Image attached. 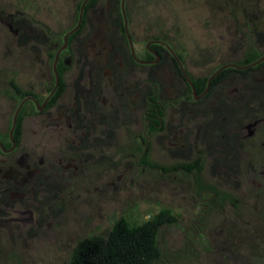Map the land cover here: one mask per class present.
<instances>
[{
  "label": "rangeland",
  "instance_id": "374dc122",
  "mask_svg": "<svg viewBox=\"0 0 264 264\" xmlns=\"http://www.w3.org/2000/svg\"><path fill=\"white\" fill-rule=\"evenodd\" d=\"M81 1L0 0V138L5 143L20 100L32 93L40 101L45 96L42 85L44 92L51 88L52 77L49 83L46 74L50 55L74 25ZM118 2L95 1L97 10L87 14L91 23L87 19L72 41L80 43L81 51L71 47L63 59L111 57L107 49L98 51L113 40ZM134 3L138 10L132 8ZM126 12L136 49L160 39L182 55L192 77L209 76L225 63L240 61L252 47L264 51V0H127ZM117 55L124 58L122 51ZM78 64L70 63L69 75L77 73ZM167 65L165 59L157 76L162 75L158 80L165 91L171 78ZM138 70L143 76L138 88L150 90L155 79L149 76L150 68ZM225 82L219 86L223 106L218 114L202 109V101L188 116L187 157H174L173 151L183 152L177 151L183 138L172 139L166 129L158 133L159 140L148 134L138 150L131 147L135 131L123 130L122 138L110 147L104 140L98 142L87 162L77 161L83 171L73 175L54 174L58 142L41 128L45 113L24 104L18 141L11 154H0V162L22 157L21 166L33 164L39 172L32 175L34 187L8 185L15 195L1 196L0 264H68L78 239L103 235L120 216L129 223H142L161 209L172 211L177 221L158 230L159 264H264V120L238 126V156L228 160L225 156L233 153L232 148L221 141L232 143V127L220 129L213 122L220 113L229 122L228 108L232 99L237 100L241 83ZM199 124L202 128L196 135ZM144 149L142 158L138 155ZM220 154L224 155L218 159ZM38 158L48 160L49 177L41 176L44 166L37 164ZM189 161L201 165L198 182L195 172L181 173L177 166ZM12 169L24 171L17 164ZM46 185L52 188L39 190Z\"/></svg>",
  "mask_w": 264,
  "mask_h": 264
},
{
  "label": "flooded vegetation",
  "instance_id": "af4514ba",
  "mask_svg": "<svg viewBox=\"0 0 264 264\" xmlns=\"http://www.w3.org/2000/svg\"><path fill=\"white\" fill-rule=\"evenodd\" d=\"M120 1L118 2L117 15L115 16L116 25L112 30V32L114 31L112 39L114 40V37H117L121 41L114 42L110 40L106 47L100 46L98 51V53H105L107 49V51H111V57L75 59L73 61L68 58L63 59L62 54L67 53L71 47L76 51H81L78 41L72 43L77 33L68 42V37L72 36L73 32L67 37L66 47L58 54L55 64L57 75V83L55 84L52 73V61L54 54L62 45V37L65 32L61 36V44L55 47L50 67L47 69L48 82L50 83L51 77L53 80L51 88L47 92H44V84L42 85L43 87L40 88V92L45 93V96L40 101H37L35 94L32 93H29L20 100L21 102L25 99L22 106L28 103L35 112L39 114L45 113L44 118L46 122L41 128L44 131H50L49 135L52 133L58 142L55 151L56 157L58 156L55 160L57 167L53 170L55 175L58 172L62 176L63 173L73 175L78 171H83L78 162H82V160L87 162L91 158L92 150L102 140H104L105 145H108V147L117 143L118 139L122 138L123 130L135 131L134 142L131 147L133 146L138 150L139 146L142 147L148 140L149 135L159 140L160 136L158 133L166 129L168 130L167 136L171 135L172 139H176L177 136L183 138V143L180 145L181 148L177 150L183 152L179 154L173 151L174 157L177 155L187 157L185 152L190 149L191 141V121L188 116L191 111H197L198 107H195V105L204 101L202 109L209 108V110L215 113H217L219 106H223L222 101H218L220 98L218 95L219 90L213 88L209 91L212 85L211 81L216 75L210 80L209 84L208 79L211 74L204 77H192L186 70L182 55L176 52L168 43L160 39L149 40L144 43L143 47L139 46L136 49L133 44L132 34L129 32L135 57L133 56L125 33ZM125 1L124 7L128 22L129 19L126 12L127 0ZM94 3H91V7L85 11L86 15L91 14L92 16L97 10L96 3ZM132 8L138 10V4L134 3ZM93 32L95 34L97 29ZM27 36L31 38L28 32ZM93 39L95 38L93 37ZM102 39L105 40V37L102 36ZM29 41L30 39H28ZM116 45L122 48L124 58L118 57L117 54L121 51L117 49ZM165 59L168 64L167 66L171 69V78L169 79V86L166 91L160 86V78H163L162 75L160 78H157L160 65ZM74 61L79 63L78 71L76 74L69 75L71 72L70 63ZM138 68H150L151 72H149V76H154L155 78L150 86V90L143 92L138 88V86L142 85L140 81L143 79ZM64 79L67 80L64 81ZM203 80L205 82L204 86L200 88L199 86ZM194 81H197L198 89H196ZM65 82L67 83L66 85ZM236 103V99H232L231 122H228L221 113L219 114L221 116L219 120L213 122V125L220 127V129H224L227 124L232 127V143L221 141L224 147L230 146L232 148L233 153H227L225 156L226 158L227 155L229 156L230 159L228 160H234L238 156L236 147L239 142L238 132L240 126L237 109L234 107L237 106ZM165 117L167 121L164 123L163 119ZM207 125H212V123L209 122ZM201 128L202 124H199L196 135H199ZM102 136L105 137L102 138ZM6 137L7 143L0 138V145L2 147L0 148V154H11L17 143L11 134V138L14 141V146L11 148L8 132ZM220 137H223V133L220 134ZM186 146H188L187 149ZM143 151L145 149L142 150V153L139 155L137 153L136 155L143 158ZM136 155L134 156L136 157ZM223 155H218V159H221ZM21 158L14 161L3 160L0 162V199H2L1 196L3 195H5L6 199L15 195V191H12L8 185H17L19 188L23 187V189H25V186H29V188L35 186V181L31 182V178L39 170L33 164L32 168L28 165L21 166ZM190 162L192 161L177 165L181 168V173H191V171H185V165ZM46 163L48 164V160L44 162L42 158L37 159V164L44 166L41 168L44 169L41 172V176L44 178L49 177V173H51L49 170L51 166L50 164L46 165ZM14 164L24 168L23 174H20L18 169H12ZM177 166H174L175 170L179 169ZM42 173L48 174L44 176ZM195 175L194 181L198 182L200 174L195 172ZM38 177L40 178V176ZM4 184L7 185L5 188L2 187ZM51 188H48L46 185L45 189L39 190L44 192ZM226 190L228 191L229 188H226Z\"/></svg>",
  "mask_w": 264,
  "mask_h": 264
},
{
  "label": "trees",
  "instance_id": "16d2710c",
  "mask_svg": "<svg viewBox=\"0 0 264 264\" xmlns=\"http://www.w3.org/2000/svg\"><path fill=\"white\" fill-rule=\"evenodd\" d=\"M82 1L77 5L74 25L77 22L78 10ZM95 1L89 0L84 6L81 25L72 36L68 37V42L74 34L84 27L87 19H90V17L87 18L85 11ZM241 10L243 12L244 8L241 7ZM90 20L89 24L91 23ZM113 41L119 42L121 39L119 40L117 37H114ZM116 47L122 51V48L118 45ZM262 55H264V51L259 52L255 47H252L251 51L247 52V55L242 60L235 62V64H250ZM52 57L53 55H50V58ZM257 76H260V78H255ZM228 79L232 82L238 81L241 83L236 100L239 126L243 125L246 121L264 120V60L244 69L234 67L224 68L212 79L209 91L213 88L221 89L219 86H224L225 81ZM193 83L196 85V89H198L197 81ZM204 83L203 80L199 87L202 88ZM20 118L19 111L15 127L12 131V138L15 142L18 141ZM200 166V164L192 161L185 165V171L199 173ZM176 221V216L169 209H161L157 214L142 223H129L126 218L120 216L116 218L103 235H89L78 239L71 249L68 264H159L162 256H160L156 245L158 230Z\"/></svg>",
  "mask_w": 264,
  "mask_h": 264
},
{
  "label": "water",
  "instance_id": "95a60500",
  "mask_svg": "<svg viewBox=\"0 0 264 264\" xmlns=\"http://www.w3.org/2000/svg\"><path fill=\"white\" fill-rule=\"evenodd\" d=\"M88 0H83L82 3L80 4L79 6V11H78V16H77V22L76 24L68 31L66 32L63 37H62V45L59 47V49L56 51V53L54 54V57H53V61H52V73L54 75V80H55V84L57 83V75H56V72H55V64L57 62V57H58V54L60 51H62L65 47H66V43H67V37L69 35H71L73 32H75L76 30L79 29L80 25H81V21H82V15H83V10H84V6L86 5ZM124 3H125V0H121L120 1V7H121V12H122V17H123V24H124V28H125V33L127 35V39H128V42H129V45H130V48H131V52L133 53V56L135 57L134 55V49H133V44H132V39H131V36L129 34V30H128V22H127V16H126V13H125V7H124ZM157 56V55H156ZM158 57V56H157ZM264 60V55H262L259 59H257L256 61L250 63V64H246V65H237L235 63H226L220 67H218L209 77L208 79V84L210 82V80L217 74L219 73L221 70H223L224 68L226 67H234V68H237V69H244V68H247V67H250V66H253L261 61ZM25 102V99H23L19 104L18 106L16 107L13 115H12V119H11V125H10V128L8 130V136H9V143L11 144V148H13L14 146V141L12 140L11 138V134H12V131L15 127V124H16V119H17V116H18V113L20 111V108L21 106L23 105V103ZM0 148L1 145H0Z\"/></svg>",
  "mask_w": 264,
  "mask_h": 264
}]
</instances>
